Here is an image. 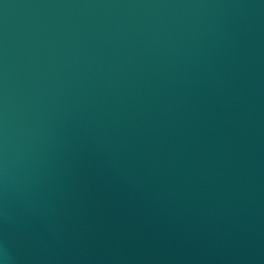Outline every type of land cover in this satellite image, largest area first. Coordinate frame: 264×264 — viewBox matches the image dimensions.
Returning <instances> with one entry per match:
<instances>
[{
    "label": "water",
    "instance_id": "1",
    "mask_svg": "<svg viewBox=\"0 0 264 264\" xmlns=\"http://www.w3.org/2000/svg\"><path fill=\"white\" fill-rule=\"evenodd\" d=\"M4 264H264V0H0Z\"/></svg>",
    "mask_w": 264,
    "mask_h": 264
},
{
    "label": "clouds",
    "instance_id": "2",
    "mask_svg": "<svg viewBox=\"0 0 264 264\" xmlns=\"http://www.w3.org/2000/svg\"><path fill=\"white\" fill-rule=\"evenodd\" d=\"M0 264H4V260L3 259H0Z\"/></svg>",
    "mask_w": 264,
    "mask_h": 264
}]
</instances>
